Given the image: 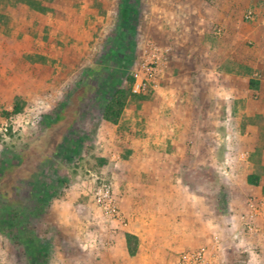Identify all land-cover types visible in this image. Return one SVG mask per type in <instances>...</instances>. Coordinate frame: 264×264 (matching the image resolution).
Masks as SVG:
<instances>
[{
    "label": "rangeland",
    "instance_id": "374dc122",
    "mask_svg": "<svg viewBox=\"0 0 264 264\" xmlns=\"http://www.w3.org/2000/svg\"><path fill=\"white\" fill-rule=\"evenodd\" d=\"M168 4V0H0V170L15 165L45 134L60 138L37 178L35 197L28 188L21 193L28 208L24 224L0 226V264H183V256L198 251L212 264H264L261 77L250 73L249 88L239 87L244 98L212 87L211 73L202 72L203 48L198 46L202 41L195 36L196 25L187 26L185 17L167 13ZM259 7L253 2L240 10L234 26L245 39L244 46L253 51L257 66L261 61L255 51H261L264 34L262 40L251 39L258 24L247 19V13ZM211 31L220 38L224 29L215 24ZM182 35L188 39H179ZM210 41L215 47L206 52L212 54L220 44ZM237 70L248 74L242 67ZM136 83L142 84L139 93L134 91ZM118 90L125 93V107L114 125L103 118V108ZM69 108V117H74L69 128L49 127ZM156 112L167 116L165 140L164 134L157 140L148 131H158L162 123ZM5 124L8 131L2 132ZM174 138L197 150L175 153L178 158L166 168V153L153 152L155 164L140 167L144 143H171ZM133 154L136 158L131 160ZM183 154L184 158L179 156ZM129 160L143 175L166 171L189 180L213 178L218 229L195 233L176 258L160 248L153 255L145 245L138 258L124 259L114 237L120 229L125 233L129 221L120 211L115 186L125 178ZM251 177L257 185L250 184ZM104 184L113 188L118 218L105 213L96 200ZM214 208L208 212L216 215ZM205 216L212 220L210 214ZM39 241L43 246L36 254L33 247Z\"/></svg>",
    "mask_w": 264,
    "mask_h": 264
},
{
    "label": "crops",
    "instance_id": "0c3cea01",
    "mask_svg": "<svg viewBox=\"0 0 264 264\" xmlns=\"http://www.w3.org/2000/svg\"><path fill=\"white\" fill-rule=\"evenodd\" d=\"M199 1V3L197 1L194 4L192 0H179L180 3L175 5L171 4L173 0H168L170 4L167 7H170V10L167 13L174 15L176 19L180 16L185 17L188 21L186 23L187 26L196 25V30L199 32L195 36H198V39L202 41L198 46L203 48V51L200 52L201 56L198 54L197 56H200L202 60V72L205 71L208 75L209 73L212 75V87L224 88L227 91H232L233 94L235 93L236 97L244 98L245 93L243 91L240 95L239 87L249 88V80L255 75L261 77L262 88L264 86V45L261 51L257 49L255 51V58L259 56L261 61V65L257 66L256 60L252 59L253 51L244 46L246 41L234 32V26L237 23L240 10L250 7L253 2L260 5L259 8L253 11L255 14L253 21L258 26L253 28L254 32L250 36L253 40H262L261 35L264 34V0H212V4L208 1ZM215 24L220 25L224 29L222 33H218L220 38H215L211 34V28ZM200 25L204 26L201 28ZM183 36H180L179 39L184 41L188 39L187 36ZM213 39L220 46L218 50L216 49L212 54H209L206 51L215 47V44L213 45L210 41ZM210 59H212V63ZM231 64L237 66L236 70L229 66ZM239 67L247 69L248 74L238 72L237 69ZM250 73L253 75L250 76ZM165 104L166 108L167 102ZM155 116L162 123H160L158 131H154V133H152L151 129L148 131L150 134H154L153 136H156L157 140L164 134L163 140H165L167 138V116L160 112H156ZM176 133L171 132V135L176 136ZM170 139L172 138L170 137ZM175 141L174 138L171 143H168L167 140V143L153 142L157 143L152 144L153 146L151 144L148 145V142L144 143L141 147L143 148V154L139 156L138 164H140V167L145 168V165L148 167L150 164H155L156 161H152L153 158H151V153L153 152L166 153L164 156L166 161L162 162L165 165L164 168H166L167 165L171 166V162L175 158H178L175 153L197 150L189 149L184 144L175 143ZM202 148L208 149L206 145L202 146ZM171 152L173 154L169 155ZM179 156L184 158L185 155ZM135 158L136 156L133 154L131 160ZM131 160L127 163L129 168L125 178L115 186L120 211L124 218L129 221L127 228H123L125 233H122L120 229L117 236L114 237L115 247L123 249L124 259H127V257H130V259L138 258L145 245L148 246L153 255H156L154 249L160 248L162 252L166 253L167 257L170 255L173 258L176 253L189 247L188 242L193 241L195 233L206 229L208 231L213 228L215 230L218 229L219 208L213 197L214 184L216 183L213 178L210 181L202 178L194 179L193 177L189 180L183 176L167 174L166 171V174L163 175H143L141 174L142 169L136 171L133 165L130 166L131 163H134ZM179 162L182 161L179 160ZM240 165L242 166V164ZM144 172L147 173L148 171L144 170ZM156 172L157 170L154 171V173ZM209 184L211 187H208ZM210 205L216 207L214 208L216 215L208 212ZM235 213H237L235 218H238L239 212L235 211ZM208 214L211 215V221L205 216ZM206 220H209V222L205 224ZM238 225H241V223L238 222ZM128 234L137 237L139 242L138 251L134 257L130 256L128 251ZM114 260L116 261L117 259ZM114 260H111V262L115 263ZM173 262L174 260H172Z\"/></svg>",
    "mask_w": 264,
    "mask_h": 264
},
{
    "label": "trees",
    "instance_id": "16d2710c",
    "mask_svg": "<svg viewBox=\"0 0 264 264\" xmlns=\"http://www.w3.org/2000/svg\"><path fill=\"white\" fill-rule=\"evenodd\" d=\"M123 23H127V21ZM133 82L132 80L131 83ZM124 95L123 90H118L113 98L106 102L103 108V118L106 121L114 125L119 123L122 110L125 107ZM82 99H79V101ZM73 106L76 107V105H72V108ZM70 109L59 112L57 118L50 123L49 127L69 128L74 120L73 116L69 117V114L72 113L70 112L72 109ZM77 110L75 108L76 112ZM38 140L33 146L24 150L23 155L21 154L15 165L4 166L0 170V226L3 229H12L24 224L25 219L23 217L26 216L25 213L28 208H26L27 200L22 198L21 193L28 188L32 194L31 198L35 197V193L32 192L33 190H35L34 192L37 191V178L42 174V170L47 167L49 158L55 152L60 138L57 140L52 134L47 133ZM34 159L36 161L33 163ZM31 164H33V167ZM250 184L257 185V179L251 177ZM31 186L33 187L31 188ZM46 198L49 199L50 196L47 195ZM28 225L30 224L28 223ZM33 240L37 241L38 239L33 237ZM127 244L130 256L134 257L137 254L139 245L137 237L128 234ZM41 246L43 245L40 242L36 247H33V251L37 254Z\"/></svg>",
    "mask_w": 264,
    "mask_h": 264
},
{
    "label": "built area",
    "instance_id": "2783aa9c",
    "mask_svg": "<svg viewBox=\"0 0 264 264\" xmlns=\"http://www.w3.org/2000/svg\"><path fill=\"white\" fill-rule=\"evenodd\" d=\"M254 12L249 11L247 13V19H254ZM142 84L136 83L134 91L139 93L141 90ZM8 131V125L5 124L2 127V132ZM96 200L100 205L101 209L105 211L111 217L118 218L117 205L113 193V188L110 184H104L101 186L96 193ZM253 216V215H252ZM183 264H212L209 260L206 259L204 252H192L183 256Z\"/></svg>",
    "mask_w": 264,
    "mask_h": 264
}]
</instances>
